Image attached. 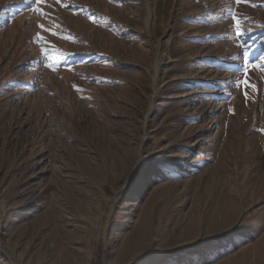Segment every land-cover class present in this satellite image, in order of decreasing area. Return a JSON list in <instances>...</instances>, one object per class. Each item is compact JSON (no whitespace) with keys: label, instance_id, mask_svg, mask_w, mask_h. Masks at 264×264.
I'll return each mask as SVG.
<instances>
[{"label":"rangeland","instance_id":"1","mask_svg":"<svg viewBox=\"0 0 264 264\" xmlns=\"http://www.w3.org/2000/svg\"><path fill=\"white\" fill-rule=\"evenodd\" d=\"M36 7L0 0V264H264V0Z\"/></svg>","mask_w":264,"mask_h":264},{"label":"snow or ice","instance_id":"2","mask_svg":"<svg viewBox=\"0 0 264 264\" xmlns=\"http://www.w3.org/2000/svg\"><path fill=\"white\" fill-rule=\"evenodd\" d=\"M46 2H47V0H28V3L30 5L31 4H36L37 5V7L34 9V12H37V13H39L42 16H49L50 15L49 13L43 11V9L41 7H39V5L46 4ZM238 2H239V0H238ZM57 3H60V0H57ZM66 6L67 5H65V7ZM40 27L43 28L44 25H40ZM53 34H55V33H53ZM235 34H236L237 37H242L244 35L243 30H241V28L239 26V21H237V26H236ZM37 38L38 39H43V37H39V36ZM242 56H243V58L247 59L248 53L246 51H244V52H242ZM239 83L244 84V85H247L248 84V80L245 79V80H243V81H241Z\"/></svg>","mask_w":264,"mask_h":264}]
</instances>
